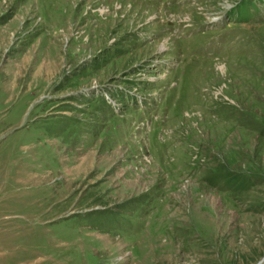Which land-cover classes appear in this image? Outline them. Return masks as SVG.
<instances>
[{"label":"rangeland","instance_id":"1","mask_svg":"<svg viewBox=\"0 0 264 264\" xmlns=\"http://www.w3.org/2000/svg\"><path fill=\"white\" fill-rule=\"evenodd\" d=\"M262 1L0 0V264H264Z\"/></svg>","mask_w":264,"mask_h":264},{"label":"bare ground","instance_id":"2","mask_svg":"<svg viewBox=\"0 0 264 264\" xmlns=\"http://www.w3.org/2000/svg\"><path fill=\"white\" fill-rule=\"evenodd\" d=\"M262 3H264L263 1H262ZM215 21V20H214Z\"/></svg>","mask_w":264,"mask_h":264}]
</instances>
